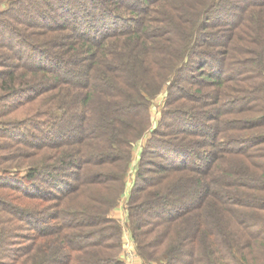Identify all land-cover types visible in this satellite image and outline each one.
Returning a JSON list of instances; mask_svg holds the SVG:
<instances>
[{"label": "trees", "instance_id": "16d2710c", "mask_svg": "<svg viewBox=\"0 0 264 264\" xmlns=\"http://www.w3.org/2000/svg\"><path fill=\"white\" fill-rule=\"evenodd\" d=\"M0 3V264H123L147 131L146 264H264V0Z\"/></svg>", "mask_w": 264, "mask_h": 264}, {"label": "rangeland", "instance_id": "374dc122", "mask_svg": "<svg viewBox=\"0 0 264 264\" xmlns=\"http://www.w3.org/2000/svg\"><path fill=\"white\" fill-rule=\"evenodd\" d=\"M165 92H166L165 87H163L154 97L151 98V100L149 102L150 130L156 126V124H157V122H158V120L161 117V114L163 112V103L165 100ZM148 136H149V131H147L140 139H137L132 144L131 158H130V161L128 164L126 174L124 176V180H125L124 181L125 182L124 189H123V192L121 193V195L119 196L116 205L112 208L111 212H113L118 207H119L118 209H120V207H121L122 213L124 210L126 211L125 206H126V202H127L128 195H129V189L133 184L134 173H135V169L137 167V163L139 160L141 146L145 143ZM126 213H127V211H126ZM126 218H127L126 220L128 223V217L126 216ZM128 229H129V227H128ZM122 235H121V242H122ZM132 243H133L134 247L136 248V245H135V242L133 241V239H132ZM136 251H137V249H136ZM137 253H138V251H137ZM142 260H144V259L142 258Z\"/></svg>", "mask_w": 264, "mask_h": 264}, {"label": "crops", "instance_id": "0c3cea01", "mask_svg": "<svg viewBox=\"0 0 264 264\" xmlns=\"http://www.w3.org/2000/svg\"><path fill=\"white\" fill-rule=\"evenodd\" d=\"M3 7H4V3H0V9H2ZM117 209L111 212V216L116 218L122 226L123 235H122L121 251L119 254L120 259L123 261V264H146V262L142 260V258L139 256V254L136 251V248L132 243V238L130 236L128 223L126 220L127 219L126 211L124 210L125 212L123 211L122 213L121 207L120 209L118 210Z\"/></svg>", "mask_w": 264, "mask_h": 264}]
</instances>
